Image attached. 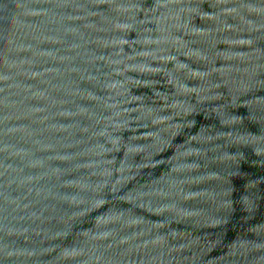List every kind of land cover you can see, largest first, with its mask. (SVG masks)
I'll return each mask as SVG.
<instances>
[{"label": "water", "instance_id": "water-1", "mask_svg": "<svg viewBox=\"0 0 264 264\" xmlns=\"http://www.w3.org/2000/svg\"><path fill=\"white\" fill-rule=\"evenodd\" d=\"M0 264H264V0H0Z\"/></svg>", "mask_w": 264, "mask_h": 264}]
</instances>
